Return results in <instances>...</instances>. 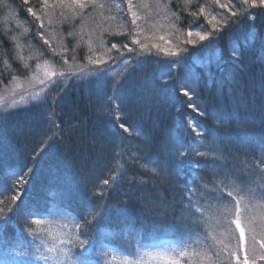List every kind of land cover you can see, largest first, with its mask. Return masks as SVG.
Wrapping results in <instances>:
<instances>
[{"label":"trees","instance_id":"obj_1","mask_svg":"<svg viewBox=\"0 0 264 264\" xmlns=\"http://www.w3.org/2000/svg\"><path fill=\"white\" fill-rule=\"evenodd\" d=\"M143 1L154 4V9L150 14L141 0H133L141 17L137 24L143 29L142 36L158 37L156 34L164 32L172 41L176 40V34H186L190 29L210 30L204 16L192 15L199 7H205L213 15L226 12L213 0ZM221 2L236 5L234 11L242 7L237 0ZM41 3L42 0H28L27 4L24 0H0V92L10 87L15 79H28L36 70L38 59L48 57L59 64L64 63L63 57L67 56L70 64L83 65L90 52L95 54L99 40L106 48L113 43L123 48L125 43H131L128 33L133 32V27L138 36L141 32L131 25L130 15L124 17L126 5L122 0H96L97 7L89 5L76 16L66 9L61 16L57 9L48 18L44 17L47 13ZM118 5L122 7L117 9ZM28 7L41 16L43 28L27 12ZM247 11L255 15V19H248L247 14L233 18L238 19V23L230 22L227 28L214 35L218 38L216 42L213 36L196 47L184 45L182 40L179 44L189 49L186 54L182 53L183 59L176 67L182 78L191 69H201L221 81L214 82L205 92L194 80L197 83L194 90L200 98L194 101L201 107L203 116L175 99L177 86L172 100L162 98L161 94L166 92L164 86V90L161 88L156 93L161 86L157 76L169 65L170 58L147 55L115 85L109 78L107 85L104 84L102 76L53 78L55 83L51 84L55 85V92L52 95L56 101L51 108L28 104L0 112V167L11 166L23 154L36 151L39 142L47 143L43 158L38 162L41 160V166L54 171L49 179L61 181L68 188L59 198L60 204L56 203L81 223L83 233L92 231L94 225L119 232L130 229L136 234L131 236L130 242L136 236L148 241L189 228L186 226L197 212L193 208L195 199L188 191L212 195L226 187L227 179L244 178L246 181L239 185L244 190L253 186L262 191L254 196L257 202L253 204L261 209L264 207V182L249 174L252 171L257 174L264 168V8ZM39 32H44L51 47L57 49L56 54L44 43ZM70 32L73 35L70 36ZM213 45L237 52V58L216 67ZM63 49L67 51L61 55ZM112 55H117L115 50ZM252 55H259L253 57L257 61L254 64L249 63ZM21 56L23 59L19 58ZM197 61L203 66H197ZM65 67L68 66L65 64ZM111 85L115 86V92ZM226 89L240 95L231 108H227L228 92L221 93ZM218 102L223 107L217 106ZM21 104V99L16 102V105ZM116 106L128 132L116 127L112 119ZM149 111L159 113L152 125ZM48 112L53 115L51 120ZM188 117L203 132L199 143H196L195 133L188 130ZM181 143L194 144L189 159L198 161L199 166L194 170L186 160L184 173L178 175L173 171L171 155ZM195 152L207 155L198 157ZM153 167L157 169L155 173L151 171ZM222 172L229 173L228 177ZM260 174L264 176L263 171ZM33 176L36 178V175H28L26 180H32ZM104 179L109 180L108 185L102 183ZM28 187L31 189V184ZM20 189L5 194L2 209L15 205L12 197L22 195L26 187L23 191ZM97 205L102 206V211ZM28 212L20 209L19 213L31 218ZM25 215L20 217V228L29 223ZM13 229L8 226L3 236H12Z\"/></svg>","mask_w":264,"mask_h":264},{"label":"snow or ice","instance_id":"obj_2","mask_svg":"<svg viewBox=\"0 0 264 264\" xmlns=\"http://www.w3.org/2000/svg\"><path fill=\"white\" fill-rule=\"evenodd\" d=\"M214 4L218 5L220 9H226L227 14L218 13L217 15H213L210 11L206 10L205 7H199L198 12H193L192 15L194 17L204 16L207 20V25L210 26V30L206 31H192L191 29L187 32V39L183 41L184 45H191L196 47L198 43L204 42L214 35L222 32L225 28H227L230 24L238 23L239 16L248 15V19L254 20L255 15L248 13V9L253 8H264V0H237V4L242 5L241 8H237V10H233L236 5L221 2V0H213ZM24 3L27 4L28 0H24ZM126 7H123V11L130 15L131 25L135 26V28H140L142 32L143 29L137 24V21L141 19L138 14V10L134 8L133 0H124ZM91 5L92 7H97L96 0H42L41 7L46 11L48 15H52L57 9L60 10V15H65V9L71 13L72 16L80 15L82 11ZM99 7H103V5H99ZM117 9H120L122 6H115ZM27 12L31 14L37 21L40 22V28L44 27V22L41 19V16L37 14L36 11L33 10L32 7L27 8ZM230 14V15H229ZM174 15V14H173ZM219 16V19L217 18ZM115 19V17H112ZM167 19V17H165ZM49 24H51V20H49ZM69 35H73V33H69ZM39 36L44 40L45 44H49L47 38L44 37V32H39ZM128 36L130 37L131 45L125 43L123 48L119 45L113 43L110 48H105L103 41L99 40L97 47L95 49V54H89L87 56V64L81 65L79 63H69L67 56L63 57V62L66 64V71H57L54 67L49 66L48 61H45L43 65H37V68H42V76H34L35 79L40 85H46L49 82L55 83L53 78H63V79H71V78H79V79H87L88 77H100L108 72V62L110 61H121L124 65H128L129 60L138 58L141 53L146 55L154 54L153 50H155L156 54H162L165 58H170L169 63L173 66L178 65L183 59L182 53H187L189 49L187 47L173 46L171 41H166L163 36L159 37V40L163 41V43H154L149 44L143 42L135 31L129 32ZM13 39H15L13 37ZM91 43V42H90ZM51 47V45L49 44ZM138 46V47H137ZM113 50L116 51L117 55L113 56ZM67 49H63L61 55ZM51 52L56 54L57 49L55 47H51ZM125 52L132 54L128 57V59H124ZM231 55L234 58H237V52L233 51ZM23 59V57H19ZM73 61H75V57H73ZM7 63V61H5ZM197 66L202 67L203 65L197 61ZM113 75H115L113 73ZM15 79V77H14ZM193 90L190 91L189 89ZM113 91H116L115 86H113ZM178 97H180L183 101V105H185L188 109L196 112L197 114L203 116L204 112L201 110V107L197 106V103L194 101V97L196 96V92L194 90V86L191 84H181L178 82L176 89ZM39 96L37 93L32 97L35 100ZM20 99L22 101H26L24 96H21ZM111 99V97L109 98ZM16 101L13 100L10 107H15ZM179 107L177 111H179ZM113 121L116 124V127L123 130L124 132H128V126L121 122L120 109L116 106V111L112 116ZM188 126L192 129L193 133H195L196 143L200 142V138L203 136L202 130H198L195 121H193L190 117L187 118ZM47 146L44 145L41 147V151L44 150ZM194 144L189 143L187 145L181 143L177 146L175 152L172 153L171 159L174 164L173 171L176 174H183L185 171V161L188 160V163L193 167H198V161L190 160L189 158L193 155ZM195 155L198 157H205L207 154L204 152H195ZM153 173L157 171L155 167L151 169ZM32 172V169H27V172L24 174L18 175V178L15 180V184H26L28 181L26 180V176ZM104 185L109 184L108 179H104L102 181ZM14 187V185H13ZM240 189H237V195H233V193L229 192L228 195L232 197L233 204L232 208H224L221 212V215L227 220V223L223 227V231L221 233L222 236H225L229 240H234L232 244H226L224 240L218 241L221 245H223L222 252L224 255L219 256L217 264H259L260 261H264V234H258L256 230V226L253 223V220L249 218L248 215H245L244 212L248 209V202L245 200V196L239 195ZM0 195H3L0 192ZM103 195V193H100ZM249 200L254 198V193L247 192L246 193ZM20 199L18 196H13L12 200ZM2 203V201H0ZM245 205L244 210L241 209V204ZM97 207L102 211V206L97 205ZM8 215H0V228L5 227L13 218L16 216V212L13 209H9ZM0 213H3V209H0ZM99 212L97 216H99ZM234 216L233 220H228V215ZM243 220V223H242ZM36 224H39L40 220L34 221ZM87 223V221H85ZM217 224H220V220L217 219ZM235 225V228L232 225ZM245 225L247 226V230L250 233L249 242L247 247H244L245 241ZM79 227V225H77ZM22 231H28V229H23ZM82 235L85 239L81 240L78 237L74 240H69V243L76 244V250L73 252L75 257L74 264H98V261L92 258V249L93 242L88 239V231L86 230ZM259 235V239H258ZM49 251H56L55 248L49 249ZM63 251L62 249L60 250ZM174 251H179V249H174ZM14 255L16 257H27L29 256V252L27 250L24 251H15L13 250ZM66 254V253H65ZM163 259L168 261V264H181V260L178 258H173L170 253L161 254ZM180 256H187V252L179 251ZM37 259L47 260V257L41 256L37 257ZM7 264V262H4ZM128 264H138L137 261L129 260Z\"/></svg>","mask_w":264,"mask_h":264},{"label":"rangeland","instance_id":"obj_3","mask_svg":"<svg viewBox=\"0 0 264 264\" xmlns=\"http://www.w3.org/2000/svg\"><path fill=\"white\" fill-rule=\"evenodd\" d=\"M119 1H121V0H119ZM122 1H124V0H122ZM154 1H156L158 3L160 2L159 0H154ZM141 2L145 5V7L147 9L149 8L146 12L150 13V10L154 9V4L151 5V3H149V1L141 0ZM121 5H123L122 2H121ZM219 13H227V11L226 12H219ZM49 16L50 15H48V14L44 15L45 18H48ZM127 16L128 15L124 12V17H127ZM124 19L126 20V18H124ZM162 24L164 25L165 22H162ZM111 25L112 24L110 23V26ZM132 29L134 31V27ZM199 30L203 31L201 29H199ZM195 31H197V30H195ZM142 35H143V33L139 32V38L143 42H146L149 44L163 43V41L159 40V37L163 36L166 41H171V44L173 46H179L181 40L183 42L185 39L188 38L187 33L186 34L183 33V35H177L176 34L177 37H176V40H175L176 43H175V41H172L168 37L169 34L164 35V32L156 34V35H158V37H154V36L146 37V36H142ZM179 36H181L180 39L178 38ZM130 46H132L131 43H130ZM104 47L106 48V45ZM153 52H154V54H152V55H154L156 58L160 59V57H158V56L164 57L162 54H156L155 50H153ZM90 54H93V53L90 52ZM125 54H129V53H125ZM145 56H147V55L144 53H141L137 59L138 60L142 59ZM165 60H167V59L165 58ZM45 61H48L49 66L54 67L57 71H66L67 70L64 63H59V64L54 63L48 57L38 59L36 61V70L31 73V75L28 79H21V78L15 79L12 82V85H10V87H6L4 90H2L0 92V108L10 106L12 104L13 100H15L16 102L19 101L21 96H24L28 100L32 99V97L35 96L37 93H39V96H37V98L47 97L45 94V90H46L47 86L53 85V84H51V82H49L46 85H40L35 79H33L34 76H42V68H37V65H43ZM86 64H83V65H86ZM117 64L122 65L123 63L121 61H110V62H108L109 74L105 75L104 77L107 78L109 75H111V76H115V79H116V77L120 71V69L117 67ZM113 73L115 75H113ZM39 100H41V99H39ZM242 211H243V209H242ZM244 214H245V212H244ZM230 218H232V215H230L228 217V219H230ZM174 249H179L178 244H176L175 242H167V241L155 242L151 246L146 247L144 249V251H142V257L140 260L135 259L134 261H137L138 264H164V262H166L167 260L163 259L161 254H166V253H170L173 258L181 259V256L179 255V253L178 254L174 253L175 252ZM108 253L110 254V256L112 258H115L110 250H108ZM31 256H32V259H36L38 261L36 254H35V251L32 252ZM116 259H117V261H119V260L127 261V259H125L123 257H119ZM39 261L43 262V264H67V260H65L64 262H60V260L54 256L48 258L47 261L44 259H39ZM71 264H74V263L71 262ZM113 264H116V263H113ZM204 264H209V263L205 262Z\"/></svg>","mask_w":264,"mask_h":264},{"label":"bare ground","instance_id":"obj_4","mask_svg":"<svg viewBox=\"0 0 264 264\" xmlns=\"http://www.w3.org/2000/svg\"><path fill=\"white\" fill-rule=\"evenodd\" d=\"M262 42L264 43V35H263V40ZM223 47H217V45H213V49H212V54H214V56L216 57V61L213 62V64L216 67H222L224 66V64L228 63L229 61L233 60L234 57L231 55V52H228L227 50H225ZM258 56L259 55H255ZM254 55L250 56V60L249 63L250 64H254L256 63L255 60L253 59V57H255ZM238 61V60H237ZM169 65H167L166 67H164V71H162L160 73V75L157 76V78H160L159 81V85H161L156 93H159L161 88L164 90H166V92L162 93L161 96L163 99L166 100H172L175 97V94L173 92L174 88L177 86L178 82H180V80L182 82H187L188 84H191L194 86V88H197V83L199 84L200 87H202L204 89L205 92H208V88L212 87L214 85V82H217L218 84L221 82L217 79H215L211 74L207 73V71L201 70V69H196L193 70L191 69L190 72H188L186 75H184V78H182L180 71L178 69H174V68H169ZM168 67V68H167ZM197 78V79H195ZM194 80H197V83H194ZM193 81V82H192ZM183 84V83H181ZM164 86V88H163ZM177 88V87H176ZM191 89V90H190ZM189 90L192 91L193 89L190 88ZM223 92H228V96L230 98V102L227 105V108H231L233 105L232 103H234L235 101H237L240 97V95L236 92H232V90H221V93ZM175 99L182 105L183 101L180 97H178L177 92H176V97ZM219 107H223V105L218 102L216 104ZM159 113H153L152 111H149V116H150V124L152 125L153 123H155L156 118L158 116ZM247 118V115H246ZM247 120V121H246ZM245 121L248 122V118ZM188 130H192L189 126H188Z\"/></svg>","mask_w":264,"mask_h":264}]
</instances>
